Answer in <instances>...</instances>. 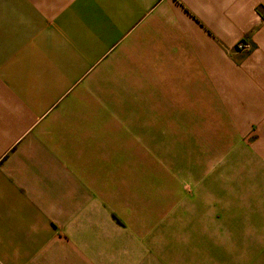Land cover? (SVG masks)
<instances>
[{
	"label": "crops",
	"instance_id": "obj_1",
	"mask_svg": "<svg viewBox=\"0 0 264 264\" xmlns=\"http://www.w3.org/2000/svg\"><path fill=\"white\" fill-rule=\"evenodd\" d=\"M208 100L264 122V0H0V264H264L111 209L122 108Z\"/></svg>",
	"mask_w": 264,
	"mask_h": 264
},
{
	"label": "rangeland",
	"instance_id": "obj_2",
	"mask_svg": "<svg viewBox=\"0 0 264 264\" xmlns=\"http://www.w3.org/2000/svg\"><path fill=\"white\" fill-rule=\"evenodd\" d=\"M159 107L157 131L129 105L111 121L112 130L142 125L143 135L133 143L111 133L110 159L122 166L110 170L120 181L110 186L112 211L139 215L175 243L189 236L192 255L206 249L209 260L212 252L213 260H264V122L246 120V106L231 103ZM122 143L133 148L119 152ZM113 219L124 225V217Z\"/></svg>",
	"mask_w": 264,
	"mask_h": 264
},
{
	"label": "built area",
	"instance_id": "obj_3",
	"mask_svg": "<svg viewBox=\"0 0 264 264\" xmlns=\"http://www.w3.org/2000/svg\"><path fill=\"white\" fill-rule=\"evenodd\" d=\"M241 47V46H240Z\"/></svg>",
	"mask_w": 264,
	"mask_h": 264
}]
</instances>
